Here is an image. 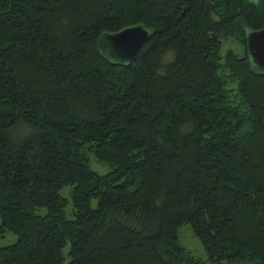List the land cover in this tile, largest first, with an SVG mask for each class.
I'll return each mask as SVG.
<instances>
[{
	"label": "trees",
	"instance_id": "obj_1",
	"mask_svg": "<svg viewBox=\"0 0 264 264\" xmlns=\"http://www.w3.org/2000/svg\"><path fill=\"white\" fill-rule=\"evenodd\" d=\"M138 25L132 62L101 50ZM263 27L264 0H0V264H264Z\"/></svg>",
	"mask_w": 264,
	"mask_h": 264
},
{
	"label": "water",
	"instance_id": "obj_2",
	"mask_svg": "<svg viewBox=\"0 0 264 264\" xmlns=\"http://www.w3.org/2000/svg\"><path fill=\"white\" fill-rule=\"evenodd\" d=\"M153 33L142 25L126 28L116 34H105L101 50L113 61L130 63L151 39ZM248 51L254 68L264 74V27L247 36Z\"/></svg>",
	"mask_w": 264,
	"mask_h": 264
},
{
	"label": "rangeland",
	"instance_id": "obj_3",
	"mask_svg": "<svg viewBox=\"0 0 264 264\" xmlns=\"http://www.w3.org/2000/svg\"><path fill=\"white\" fill-rule=\"evenodd\" d=\"M231 40H224V46H223V54H225L226 50L229 48H232L235 50L237 53H240L242 51V48L239 47L238 45H232ZM90 161V167L92 170L98 172L101 175H106L110 172V168L108 167L107 164L100 162L97 160V158L93 155L89 157ZM61 194L64 198L70 200L71 199V188L70 187H65L62 191ZM72 207L69 205L66 209V212L68 216L71 214ZM0 224H1V218H0ZM179 237H180V242L181 244L188 248L197 258L201 260H206L207 259V254L206 251L200 242V240L193 234V231L189 225H184L180 228L179 230ZM17 237L13 235L10 232H7L5 237L0 240V248L12 245L16 243ZM68 251V250H67Z\"/></svg>",
	"mask_w": 264,
	"mask_h": 264
}]
</instances>
